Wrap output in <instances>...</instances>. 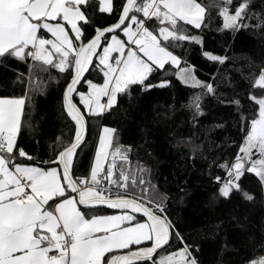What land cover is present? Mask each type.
Masks as SVG:
<instances>
[{"label": "snow or ice", "instance_id": "obj_1", "mask_svg": "<svg viewBox=\"0 0 264 264\" xmlns=\"http://www.w3.org/2000/svg\"><path fill=\"white\" fill-rule=\"evenodd\" d=\"M261 8L254 0H0V60L28 69L16 76L22 95H0V264H201L172 218L173 197L147 164L131 165V146L114 143L115 128L101 127L87 167L80 153L89 120L110 114L124 97L131 104L171 87L173 77L198 90L187 107L194 120L203 115L202 98L217 85L198 77L185 43L219 68L229 57L206 50L198 34L210 10L221 18L218 31L264 32ZM248 63L244 79L259 92L247 93L251 118H242L234 157L218 165L225 176L214 177V200L252 201L240 182L245 173L264 191V57ZM51 82L62 86V114L73 127L44 159L23 137L34 127L30 94H46ZM227 102L240 106L241 98ZM173 239L181 246L168 251ZM248 264H264V255Z\"/></svg>", "mask_w": 264, "mask_h": 264}, {"label": "trees", "instance_id": "obj_2", "mask_svg": "<svg viewBox=\"0 0 264 264\" xmlns=\"http://www.w3.org/2000/svg\"><path fill=\"white\" fill-rule=\"evenodd\" d=\"M262 4L264 0H254L257 12L262 10ZM104 22L110 23L111 19ZM204 23L207 26L198 33L204 37V48L229 59L217 68L200 56L198 45L185 43L186 58L199 69L198 77L212 79L217 85L215 95L202 98L203 115L194 120L187 107L189 97L198 90L173 77L171 87L149 90L131 104L124 97L110 114L89 120L85 149L80 155L87 167L101 126L115 128L114 143L131 146V165L147 164L152 169L153 182L173 197L174 202L169 203L172 218L185 242L199 249L196 255L201 264H248L264 255V191L255 174L245 173L240 182L254 194L252 201L239 195L214 200L213 193L219 187L214 177L225 176L218 165L234 157L242 141V118H251L247 93L253 89L244 77L250 72L249 59L258 61L264 57L255 53L264 44V32L218 31L221 18L214 9ZM15 71L27 74L28 69L12 59L0 60V95L23 94ZM61 87L51 82L46 94H30L26 105L34 127L25 128L23 143L33 150V155L42 154L44 159H48L58 137L67 142L72 132L66 113L62 114ZM236 98H241L240 106L227 102ZM189 136L192 142H180ZM179 246V241L173 239L167 250Z\"/></svg>", "mask_w": 264, "mask_h": 264}, {"label": "rangeland", "instance_id": "obj_3", "mask_svg": "<svg viewBox=\"0 0 264 264\" xmlns=\"http://www.w3.org/2000/svg\"><path fill=\"white\" fill-rule=\"evenodd\" d=\"M255 53H258L259 55L264 56V44H261L260 47H259L258 49L255 50ZM253 92H254V93H258L259 90H255V89H253ZM101 127H102V126H101ZM100 129H101V128H100ZM98 135H99V134H98ZM97 143H98V136H97ZM102 214H110V213L105 212V213H102ZM161 254H163V253H161Z\"/></svg>", "mask_w": 264, "mask_h": 264}, {"label": "crops", "instance_id": "obj_4", "mask_svg": "<svg viewBox=\"0 0 264 264\" xmlns=\"http://www.w3.org/2000/svg\"><path fill=\"white\" fill-rule=\"evenodd\" d=\"M17 71H15V80H16V76H17ZM18 84H20L19 82H17ZM22 92H23V90H22ZM3 95H22V94H20L19 92H12V93H5V94H3Z\"/></svg>", "mask_w": 264, "mask_h": 264}, {"label": "water", "instance_id": "obj_5", "mask_svg": "<svg viewBox=\"0 0 264 264\" xmlns=\"http://www.w3.org/2000/svg\"><path fill=\"white\" fill-rule=\"evenodd\" d=\"M88 128V127H87ZM87 133V132H86Z\"/></svg>", "mask_w": 264, "mask_h": 264}]
</instances>
